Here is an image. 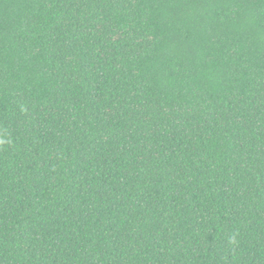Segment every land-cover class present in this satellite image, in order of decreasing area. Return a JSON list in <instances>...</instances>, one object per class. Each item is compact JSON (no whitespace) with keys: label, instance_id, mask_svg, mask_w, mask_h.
<instances>
[{"label":"trees","instance_id":"1","mask_svg":"<svg viewBox=\"0 0 264 264\" xmlns=\"http://www.w3.org/2000/svg\"><path fill=\"white\" fill-rule=\"evenodd\" d=\"M0 264H264V0H0Z\"/></svg>","mask_w":264,"mask_h":264}]
</instances>
